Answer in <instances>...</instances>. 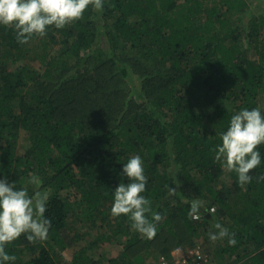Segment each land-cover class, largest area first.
<instances>
[{
  "label": "trees",
  "instance_id": "trees-1",
  "mask_svg": "<svg viewBox=\"0 0 264 264\" xmlns=\"http://www.w3.org/2000/svg\"><path fill=\"white\" fill-rule=\"evenodd\" d=\"M257 106L264 12L252 0H105L25 44L0 25V178L47 191L53 221L46 240L7 245L14 264L171 262L212 242L217 222L237 243L212 242L216 264H264V163L241 184L214 152L231 116ZM136 154L163 216L152 238L111 212Z\"/></svg>",
  "mask_w": 264,
  "mask_h": 264
},
{
  "label": "clouds",
  "instance_id": "clouds-1",
  "mask_svg": "<svg viewBox=\"0 0 264 264\" xmlns=\"http://www.w3.org/2000/svg\"><path fill=\"white\" fill-rule=\"evenodd\" d=\"M104 4L105 0H0V25L14 28L17 41L25 44L34 36L46 35L50 27L60 29L81 19L90 6L103 11ZM219 136L221 142L214 148L216 161L234 171L241 184L250 183L251 171L264 163L259 150L264 145V108L236 111ZM122 175L128 182L121 181L113 190L112 215L127 216L133 229L152 238L163 216L152 209L151 200L144 195L148 178L141 155H133L123 164ZM31 183L39 185V178L33 176ZM193 207H199L198 200L193 202ZM48 208L47 191L30 194L6 177L0 178V264H14L17 257L7 251V245L22 235L29 242L48 238L53 227L52 218L46 215ZM214 229L208 232L210 241L227 238L229 245L237 243L235 234L221 223H215Z\"/></svg>",
  "mask_w": 264,
  "mask_h": 264
},
{
  "label": "built area",
  "instance_id": "built-area-1",
  "mask_svg": "<svg viewBox=\"0 0 264 264\" xmlns=\"http://www.w3.org/2000/svg\"><path fill=\"white\" fill-rule=\"evenodd\" d=\"M211 213L216 211L215 207L210 209ZM199 214L194 215V219H199ZM211 258L208 254L201 250L193 249L185 251L183 248L178 247L173 252V260H163L161 264H211Z\"/></svg>",
  "mask_w": 264,
  "mask_h": 264
},
{
  "label": "rangeland",
  "instance_id": "rangeland-1",
  "mask_svg": "<svg viewBox=\"0 0 264 264\" xmlns=\"http://www.w3.org/2000/svg\"><path fill=\"white\" fill-rule=\"evenodd\" d=\"M252 3L254 4V6H258L259 7V14H262L264 12V0H252ZM212 243V242H210ZM209 242H203L202 244H200L201 246H198L195 249H199L201 251H203L204 253L208 254L209 257L211 258V264H216V256H214L213 253V248H214V244H210ZM114 246L113 245H108L105 248L102 249V251H105L106 253H108V257H113L116 253L114 251ZM207 248V249H205ZM210 248V249H209ZM210 250V251H209ZM210 252V253H209Z\"/></svg>",
  "mask_w": 264,
  "mask_h": 264
}]
</instances>
